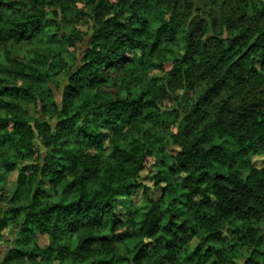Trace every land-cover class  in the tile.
<instances>
[{"label": "trees", "instance_id": "trees-1", "mask_svg": "<svg viewBox=\"0 0 264 264\" xmlns=\"http://www.w3.org/2000/svg\"><path fill=\"white\" fill-rule=\"evenodd\" d=\"M261 156L264 0H0V264H264Z\"/></svg>", "mask_w": 264, "mask_h": 264}, {"label": "rangeland", "instance_id": "rangeland-1", "mask_svg": "<svg viewBox=\"0 0 264 264\" xmlns=\"http://www.w3.org/2000/svg\"><path fill=\"white\" fill-rule=\"evenodd\" d=\"M75 29L76 31L82 33V34H86V33H89L90 32V28H89V25H87L85 22H82V23H79V24H75ZM153 76V77H157V78H161L163 76V74L161 73H158V72H153L150 74V77ZM171 147L169 148V151H170ZM171 153V152H170ZM254 162L257 164L258 167H260L262 164H264V156H261V157H256L254 159ZM247 174V172H244V176ZM152 174L150 172V170L148 171H144L142 174H141V182L148 186V187H152V181H151V177ZM243 176V177H244ZM16 177H17V173L14 172L10 175L9 177V188L12 189V187L14 186V183H15V180H16ZM136 199L138 200V202L140 204H143V196L138 194L135 196ZM46 241L44 239H41L40 241V246H45L46 244ZM248 256V251H243V259H245L246 257ZM239 263H242V261H238Z\"/></svg>", "mask_w": 264, "mask_h": 264}]
</instances>
